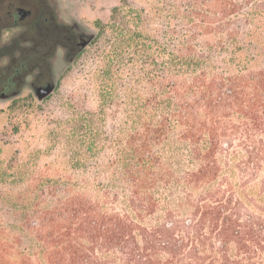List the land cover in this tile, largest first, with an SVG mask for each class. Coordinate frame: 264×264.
<instances>
[{
	"label": "trees",
	"instance_id": "trees-1",
	"mask_svg": "<svg viewBox=\"0 0 264 264\" xmlns=\"http://www.w3.org/2000/svg\"><path fill=\"white\" fill-rule=\"evenodd\" d=\"M146 1L111 11L86 160L0 198V264H264V0Z\"/></svg>",
	"mask_w": 264,
	"mask_h": 264
},
{
	"label": "rangeland",
	"instance_id": "rangeland-1",
	"mask_svg": "<svg viewBox=\"0 0 264 264\" xmlns=\"http://www.w3.org/2000/svg\"><path fill=\"white\" fill-rule=\"evenodd\" d=\"M54 2L62 22L75 25L85 38L93 39L73 57L63 50L54 55L47 73L55 88L45 99L36 98L30 78L14 89L15 95L0 98V198L12 191L19 194L26 191L30 178H39V172L43 173L46 167H68L80 158L86 160V143L81 141L88 120V115L84 114L97 111L93 72L101 68L114 34V29L107 26L111 23V11L114 8L129 10L121 11L118 16L132 21L136 20V8L147 6L146 0ZM102 26L105 27L100 32ZM0 64L3 65V61ZM72 98L82 108L76 121L69 114ZM67 117L72 118L71 121H60ZM81 124L83 127L78 128ZM1 210L10 208L3 205ZM5 223L10 221H2L1 225L6 226Z\"/></svg>",
	"mask_w": 264,
	"mask_h": 264
},
{
	"label": "flooded vegetation",
	"instance_id": "flooded-vegetation-1",
	"mask_svg": "<svg viewBox=\"0 0 264 264\" xmlns=\"http://www.w3.org/2000/svg\"><path fill=\"white\" fill-rule=\"evenodd\" d=\"M86 38L60 20L54 0H0V97L50 81L51 60L59 50L73 57Z\"/></svg>",
	"mask_w": 264,
	"mask_h": 264
},
{
	"label": "water",
	"instance_id": "water-1",
	"mask_svg": "<svg viewBox=\"0 0 264 264\" xmlns=\"http://www.w3.org/2000/svg\"><path fill=\"white\" fill-rule=\"evenodd\" d=\"M93 37H87L85 41L81 43V49L87 46ZM55 85L51 81L47 82L43 86L33 87L36 98L41 101L48 97L54 90ZM15 95V94H13ZM8 96L0 97L1 99H6Z\"/></svg>",
	"mask_w": 264,
	"mask_h": 264
}]
</instances>
